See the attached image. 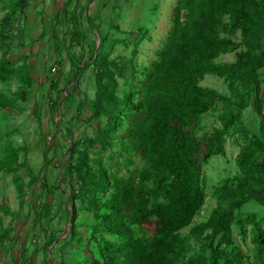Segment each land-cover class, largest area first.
Segmentation results:
<instances>
[{
	"label": "rangeland",
	"instance_id": "obj_1",
	"mask_svg": "<svg viewBox=\"0 0 264 264\" xmlns=\"http://www.w3.org/2000/svg\"><path fill=\"white\" fill-rule=\"evenodd\" d=\"M178 2L0 0V264H18L31 251L38 252L32 264H125L126 252L118 249L125 241L152 238L154 219L130 223L125 236L110 222V206L125 184L142 177L148 193L164 176L138 151L131 132L142 115L135 105L171 35ZM240 26L231 15L220 19L216 31L227 49L206 64L209 71L198 83L218 98L187 128L201 149L203 202L177 233L188 238L178 264H200L209 221L222 203L229 205L224 194L247 192L254 178H264L251 105L256 72L264 115V9L249 5ZM82 59L89 67L74 88L68 74ZM101 80L117 106L110 116L89 119L86 106ZM62 92L66 100L58 102ZM222 130L224 153L206 159L205 144ZM46 204L51 213L38 227L32 209L44 214ZM234 213L233 244H220L221 264H234L238 252L242 264H264L256 234L257 226L264 233V205L249 201ZM123 217L131 218L127 207Z\"/></svg>",
	"mask_w": 264,
	"mask_h": 264
},
{
	"label": "trees",
	"instance_id": "obj_2",
	"mask_svg": "<svg viewBox=\"0 0 264 264\" xmlns=\"http://www.w3.org/2000/svg\"><path fill=\"white\" fill-rule=\"evenodd\" d=\"M79 1L76 0V6ZM249 5L264 9V0L254 4L253 0H179L178 2L171 35L164 45L160 60L154 64L150 77L143 86L138 104L135 105L142 115L135 118L131 132L138 151L147 162H153L164 176L158 186L148 193L142 190V177L138 181L125 184L117 192L114 204L110 206L113 209L110 222L115 223L117 231L125 236L131 233L130 223L143 225L154 219V233L150 240L129 239L124 242V246L118 248L126 252L125 264H178L188 238L180 239L177 233L191 221L192 215L203 202L200 191L201 173L198 172V157L201 149L187 128L192 127L196 119L207 112L213 101L218 98L216 94L202 90L198 87V83L209 71L206 64L218 58L227 49V42L220 39L216 31L220 19L225 15H231L234 27H241ZM72 16L76 22L72 34L77 41L81 35V27L75 19V8ZM182 18L185 20L182 21ZM249 24L250 22L243 28L246 33L251 27ZM88 65L89 60L84 62L83 59L78 64H74L69 75L71 81H68L67 85H74V88L79 86ZM242 67L236 66L232 70V74L234 73L232 78L241 71ZM96 85L91 103L85 110L89 119L100 113L110 116L117 106V102L107 93V86L102 80ZM252 88L251 105L253 118L258 124L256 136L263 147L264 167L262 88L256 72L252 77ZM62 95L63 92L59 94L58 102L62 100ZM63 100H66V97ZM224 133L225 130L218 132L205 144L202 153L206 159L224 153ZM74 169L79 170V168ZM183 176L189 179L190 189H187L185 181L183 182ZM107 182L105 178L101 185L105 186ZM195 195H199L198 200ZM163 197L164 201L161 200ZM223 198L229 205L224 207L222 203L209 221L211 234L205 238L200 264H221L224 250L220 248V244L226 243L228 246L233 244L232 225L236 218L234 211L249 201H257L264 205V178L262 176L254 178L247 192L227 193ZM46 205L44 214H40L32 206L36 214L35 224L38 227L51 213V204ZM124 207L131 212V218L127 221L123 217ZM66 209L68 212L71 210L69 205ZM256 234L259 248L263 249L264 233L258 226ZM51 243L44 246V251L47 252ZM24 246L23 250L26 247ZM37 253L31 251L21 257L18 264H32ZM235 255L232 263L242 264L239 258L240 252Z\"/></svg>",
	"mask_w": 264,
	"mask_h": 264
},
{
	"label": "crops",
	"instance_id": "obj_3",
	"mask_svg": "<svg viewBox=\"0 0 264 264\" xmlns=\"http://www.w3.org/2000/svg\"><path fill=\"white\" fill-rule=\"evenodd\" d=\"M30 51H34V49H32L31 47H30ZM40 58V57H39ZM64 63V62H63ZM59 71L61 72V66H60V69H59ZM70 75V71H69V74H68V76ZM84 75H86L85 73H84ZM67 76V75H66Z\"/></svg>",
	"mask_w": 264,
	"mask_h": 264
},
{
	"label": "built area",
	"instance_id": "obj_4",
	"mask_svg": "<svg viewBox=\"0 0 264 264\" xmlns=\"http://www.w3.org/2000/svg\"><path fill=\"white\" fill-rule=\"evenodd\" d=\"M52 71H53V72H55V70H54V69H53Z\"/></svg>",
	"mask_w": 264,
	"mask_h": 264
}]
</instances>
